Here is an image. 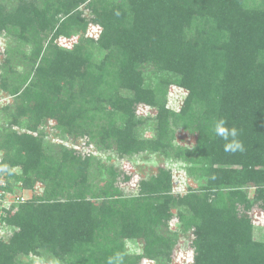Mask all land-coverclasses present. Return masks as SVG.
<instances>
[{"label": "trees", "instance_id": "1", "mask_svg": "<svg viewBox=\"0 0 264 264\" xmlns=\"http://www.w3.org/2000/svg\"><path fill=\"white\" fill-rule=\"evenodd\" d=\"M4 37L0 91L14 104L0 108V177L34 195L0 207V264H174L187 250L191 264H264L251 215H264V0H0ZM51 120L96 153L55 151ZM178 129L192 149L175 144ZM233 139L243 151L225 150ZM105 153L182 159L205 185L175 195L158 166L125 194Z\"/></svg>", "mask_w": 264, "mask_h": 264}, {"label": "rangeland", "instance_id": "2", "mask_svg": "<svg viewBox=\"0 0 264 264\" xmlns=\"http://www.w3.org/2000/svg\"><path fill=\"white\" fill-rule=\"evenodd\" d=\"M258 3L261 0H257ZM97 30V29H96ZM96 30L92 28L90 31V35L96 34ZM5 42V37L0 38V55H2L1 51H3ZM62 45L66 47H71L72 42H66L62 41ZM184 99V92L183 90H180L175 85H171L169 89V106L173 108L174 110H178L180 107H178V104ZM14 104V98L8 97L7 94L3 92V94L0 91V108L9 105L13 106ZM3 113L2 116H0V127L6 126L7 123L5 122L6 116ZM140 114L142 115H149L154 116V111L150 113L145 111H140ZM43 134L46 133V141L50 142L51 145L54 146L55 151H58V147L60 145H64L69 149L75 150L79 152L81 155H85L86 153H90L92 151L93 153H96V149L93 145L90 146V143L88 144L87 138L82 137H69L66 134H62L56 131L55 126L56 123L54 121H48L44 124ZM14 130L22 131L21 128L15 127ZM146 137L151 136V132L146 130L145 133ZM196 143V137L190 135L187 131L184 129H178L176 134V141L175 144L179 147H186L188 149H192L195 146ZM90 148L91 150H87V148ZM2 156L4 153H1ZM92 154V153H91ZM101 156V155H100ZM105 156V157H102ZM102 162L103 164H114L117 166L120 176L118 178L119 186L123 189L125 194H134L137 193L138 188L137 184L141 179L148 178L151 175L155 174L157 172V167L162 166L165 168V170H169V175L167 176V181L169 183V189L175 194H181L186 195L191 190H196L198 188H201L205 185V181L201 178L202 173L198 170V167H194L193 169L190 166L189 163H187L185 160H178V159H172L173 162L167 163L163 160H158V158L153 157H146V155L138 156L137 158L131 160L130 163L124 162L123 164L112 156L111 153L102 154ZM151 159V161H147L146 159ZM14 173H19L20 169H14ZM5 173L1 175L0 177V196H1V208H12L16 204L25 203L33 198V191L31 190H25L22 189L19 185L16 184L14 179L5 178ZM130 176L131 180L130 182H126L123 179V176ZM11 184V187L14 186V188L11 191L7 190L8 184ZM167 183V184H168ZM13 184V186H12ZM37 186L42 187L41 183H38ZM40 191V190H39ZM250 194V200L254 197L255 190L251 188L249 190ZM253 214L256 224H255V239L260 240L263 236V230H264V215L263 213L255 207L253 211L251 212V215ZM177 223L173 221L171 223V229L175 230L177 229ZM2 236V235H0ZM143 245L131 243L128 245V249L131 253H138L141 251ZM180 247H182L180 245ZM25 260V259H24ZM30 260L29 258H26V261ZM34 264H55V260L53 258H48L47 261L41 260L39 258L34 259L32 258ZM193 261V252L192 251H181L178 252L177 255H175L174 264H191ZM57 264V263H56ZM144 264H156L151 261H146Z\"/></svg>", "mask_w": 264, "mask_h": 264}, {"label": "clouds", "instance_id": "3", "mask_svg": "<svg viewBox=\"0 0 264 264\" xmlns=\"http://www.w3.org/2000/svg\"><path fill=\"white\" fill-rule=\"evenodd\" d=\"M223 124H224V121H220L218 123L217 128H216L217 134L220 135L225 140L228 139L229 135H231L234 138L236 136L235 129L229 132L228 130H226L225 127H223ZM237 149L243 151V146L239 142L235 141V139H233L231 143H228L225 145L226 151H236Z\"/></svg>", "mask_w": 264, "mask_h": 264}, {"label": "built area", "instance_id": "4", "mask_svg": "<svg viewBox=\"0 0 264 264\" xmlns=\"http://www.w3.org/2000/svg\"><path fill=\"white\" fill-rule=\"evenodd\" d=\"M0 204H1V196H0Z\"/></svg>", "mask_w": 264, "mask_h": 264}]
</instances>
